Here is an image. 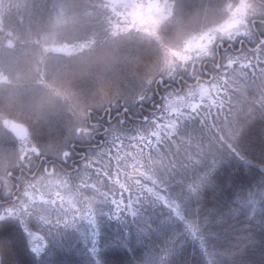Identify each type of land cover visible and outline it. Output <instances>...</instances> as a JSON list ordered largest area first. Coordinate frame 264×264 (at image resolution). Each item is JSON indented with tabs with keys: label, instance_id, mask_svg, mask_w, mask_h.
Listing matches in <instances>:
<instances>
[{
	"label": "snow or ice",
	"instance_id": "6c2138e0",
	"mask_svg": "<svg viewBox=\"0 0 264 264\" xmlns=\"http://www.w3.org/2000/svg\"><path fill=\"white\" fill-rule=\"evenodd\" d=\"M246 24L235 34L227 32L219 39L209 36L206 44L198 45L202 53L196 59L176 53L182 61L179 69L156 81L149 92L125 97L123 103L117 101L115 126L104 127L113 119L109 109L96 116L90 129L74 133L71 142L51 158L33 149L37 166L47 179L25 185L21 195L9 192L0 196V264H75L72 257L80 248L96 257L95 264H105L99 256L104 247L115 249L109 264H123L120 251L133 255V242L146 246L135 264H155L148 242L154 235L163 236V229L174 219L183 222L187 218L181 201L207 228L199 244L202 254L209 240L226 239L231 249L228 264H264V180L255 188H245L237 176L225 177L219 186L212 185L213 191H219L213 206H207L206 174H190L200 161L189 158L163 175L137 167L146 151H159L194 125L204 128L207 118L220 115L224 88L216 80L209 83L201 77L214 71L226 84L227 69L236 64L240 53L253 50L246 49V44L255 46L257 53L264 50V14ZM251 68L247 75L253 78L257 72L264 73V59L257 55ZM185 79L195 81L194 85L182 89ZM209 90L217 96H208L205 104ZM181 117L186 124L182 125ZM165 128L168 131L161 135ZM255 135L264 148V126ZM231 152L239 158L235 149ZM124 156L131 162L122 167L119 161ZM65 168L71 173L61 174ZM260 171L264 173V167ZM256 192L261 194L256 196ZM107 226L116 229L110 240L105 239ZM182 237L173 231L164 237V244L182 250L187 244Z\"/></svg>",
	"mask_w": 264,
	"mask_h": 264
},
{
	"label": "rangeland",
	"instance_id": "374dc122",
	"mask_svg": "<svg viewBox=\"0 0 264 264\" xmlns=\"http://www.w3.org/2000/svg\"><path fill=\"white\" fill-rule=\"evenodd\" d=\"M47 1L50 8L44 12L40 6L44 5L43 0H0V44H3L0 45V193L4 194L8 192L7 171L17 170L18 160L36 157L33 149L52 156L71 142L74 133L87 129L86 119L91 108L97 109L99 103L112 97L131 98L142 94L145 86H155L156 81L181 67L182 61L176 53L196 59L197 53H202L198 45L206 44L209 36L219 39L230 28L239 29L235 4L228 0L222 5L218 0ZM151 32L157 33L168 54L162 53V46ZM248 46L255 49L250 45L245 48ZM242 55L236 59L237 65L227 69L226 84L214 71L202 77L206 82L216 80L223 86L224 107L220 115L207 118L208 124L199 135L189 138L196 150L201 139L219 149L216 131L212 132L213 124L225 125L226 131L233 126L236 131L241 121L243 124L247 121L238 119L239 116L252 112L251 102L256 111L264 105V73L257 72L254 78L247 75L257 55L264 59V51L250 57L255 60L243 61ZM104 60L121 67L106 87L91 84L70 87L68 78H63L68 68L80 65L83 70H89L94 62ZM88 63L91 65L87 68ZM83 78L86 80L87 75ZM79 87L82 89L74 95ZM208 96L216 97L217 93L209 90L205 104L209 102ZM242 102L248 106L237 111ZM226 118L233 120L228 126ZM182 140H186L184 135ZM204 147L200 149L203 158L212 159ZM147 157L143 155L137 167L153 174L151 162L162 166L163 159L154 157L149 161ZM126 162H131L127 156L119 161L122 167ZM33 170L29 169L33 176L23 180L18 195L25 185L37 183L41 177L47 179L43 172L33 173ZM131 170L125 168V171Z\"/></svg>",
	"mask_w": 264,
	"mask_h": 264
},
{
	"label": "trees",
	"instance_id": "16d2710c",
	"mask_svg": "<svg viewBox=\"0 0 264 264\" xmlns=\"http://www.w3.org/2000/svg\"><path fill=\"white\" fill-rule=\"evenodd\" d=\"M221 5L226 2V0H218ZM229 3L235 4L237 17L236 21L239 26L238 31H241L246 28L247 21L252 20L253 18L259 19L261 14H264V0H228ZM157 3V2H156ZM43 6L40 5L43 11L47 12L50 8V2L47 0H43ZM135 8V7H134ZM133 8V9H134ZM155 8H158L157 6ZM131 11V10H130ZM135 11H138L136 8ZM134 12V11H133ZM239 21V23H238ZM238 31H233L230 28V32L235 34ZM202 34V33H201ZM150 35L153 36V39L158 42L162 47V53L168 54V49L162 45L161 40L156 32H151ZM3 45V44H0ZM255 50V49H254ZM264 51V50H262ZM60 54V51H53V53ZM142 52V51H141ZM73 53V52H72ZM71 53V54H72ZM62 54V52H61ZM243 54V55H242ZM256 52L254 51H246L240 53L242 55L243 61L255 60L254 55ZM65 56H68L66 53ZM141 56V55H140ZM142 59V56L140 57ZM112 61H102V62H94L93 66L88 63L87 68L91 65L89 70H83V67H79L80 65H76V68L71 67L68 68L64 74L63 78L67 77L68 85L70 87L83 85L82 87H87L89 84L90 86H102L106 87L105 85L112 82V76H114L115 72L117 71L116 75L120 72L119 70L121 67L119 65L111 63ZM113 64V65H112ZM255 64V63H253ZM112 65V66H111ZM237 65V64H235ZM74 68V69H73ZM247 71L250 69L247 68ZM69 72H72V77H70ZM84 74L87 75V79L84 80ZM70 78V81H69ZM209 81V79L207 80ZM210 81L209 83H211ZM195 83L192 82L190 85H186L184 89L193 86ZM184 86V85H183ZM182 86V89H183ZM79 87L77 89V93L75 91L74 95H77L79 91L82 89ZM155 86H145L144 92H149L151 88ZM72 89V88H70ZM126 95V94H125ZM127 96V95H126ZM125 98V97H124ZM119 101L120 103L124 102L123 97H112L109 101L99 103L97 109L91 108L88 113V118L86 119L87 129H90L92 124L96 123V116L101 115L103 116L106 110L111 109V114L113 119L106 123L104 127H112L115 126L117 123L116 119V112H115V105ZM159 103V99L157 100ZM232 104V100L230 102ZM251 110L252 112L247 113V115L239 116L238 119H245L247 120L245 124L241 121L239 126L234 130L233 126L226 131L225 125L220 124H213L215 126L212 132L216 131V135L218 136L219 141V149H216V145L211 143H207L206 140H199V149L196 150L190 145L189 138L199 135L200 132L205 128H201L199 124L193 126V128L188 132L183 134L186 137V140H182V136L177 138L175 142L169 143L165 146H162L159 151H153L148 153L147 151L144 153V156L147 157L149 161H152L154 157L162 158L163 164L162 166L159 164L151 162L154 164L152 170L154 171L153 174L156 175H163L167 171L175 169L178 167L182 162L191 158L192 161H200V165L197 167L195 173H190L191 175H204L203 179V186L206 192V203L207 206H213V202L218 195V188L216 191H213L212 185L215 184L219 186L222 180L225 177L229 176H237L241 181H243V187L247 188L249 186L255 188L257 187L262 180H264V173L260 171L262 167H264V148H261L259 141L256 138V131L264 126V105L262 109L255 110L254 102H251ZM234 105V104H233ZM244 102L240 103L237 106L238 109L245 108ZM187 110V109H186ZM249 110V109H248ZM204 111V110H203ZM78 114V111H77ZM79 115V114H78ZM107 120V117H105ZM182 125L186 124L187 120L184 117H181ZM225 120L226 126L232 123L231 118H226ZM234 119V118H233ZM185 121V122H183ZM208 124V122H207ZM242 124V125H241ZM233 128V129H232ZM201 129V130H200ZM219 130V131H218ZM168 131L165 129H161V135H165ZM206 144V145H205ZM205 146V147H204ZM204 147V152H208L212 155V159H205L203 158V153L201 148ZM235 149L236 152L239 153V158L237 156L232 155L231 150ZM215 150V151H214ZM46 152V151H44ZM49 158L51 155L47 152ZM150 156V158H149ZM20 162H16L19 164L18 169L28 171L29 169H34L33 173L35 172H42L41 168L37 166L36 157H33L29 160L27 159H20ZM115 160L112 162V167L115 165ZM215 163L216 167L213 169V164ZM17 169V170H18ZM12 171V170H11ZM8 172V171H7ZM71 173L70 168H65L62 174H69ZM3 174V173H1ZM29 175V176H28ZM26 176V177H25ZM22 177V180L19 184H23L24 179H31L33 176L32 172L30 171L29 174ZM7 180V179H5ZM11 186V182L9 180L6 181V188ZM23 187V186H22ZM11 190V189H10ZM20 190V189H19ZM16 192V195L19 194ZM9 191V190H8ZM261 193L256 192V196H259ZM181 211L187 217L183 222L179 220H173L168 226L163 229V236H153L152 240L148 242L151 245V251L153 254V259L155 264H228V260L226 257L228 256L229 252L231 251L230 245L228 240L226 239H211L207 242L205 249L203 250V254L201 249L199 248V244L203 241L204 237L207 233V228L204 227L203 222H198L194 216H192L186 209L181 201ZM191 224L192 228H189L188 225ZM195 229V232H193ZM180 232L183 234V239L187 241V244L184 246L182 250L178 248H174L171 245L165 246L164 244V237L167 236L171 232ZM116 234V229L114 226H107L105 228V239L110 240ZM133 247L136 248V251L133 255H127L122 250L120 251V259L123 261V264H135V261L142 257L145 253L146 246L141 245L137 246L135 242H133ZM193 249H196L195 254H193ZM115 249L104 247L101 248L99 251V256L105 262V264H109L111 259L113 258V253ZM75 261V264H95V259L90 251L80 248L76 255L72 257Z\"/></svg>",
	"mask_w": 264,
	"mask_h": 264
},
{
	"label": "flooded vegetation",
	"instance_id": "af4514ba",
	"mask_svg": "<svg viewBox=\"0 0 264 264\" xmlns=\"http://www.w3.org/2000/svg\"><path fill=\"white\" fill-rule=\"evenodd\" d=\"M208 76H210V75L208 74ZM201 79H203V78L201 77ZM207 79H209V77ZM27 174H29L28 171H24V170H20V169H18L17 171L16 170H12V171L7 172L6 176L8 177L9 182H11V186H10L11 190H10V192L13 195H16V192H18V190L20 188L19 182L22 180V177L27 175ZM3 195H4V193L1 192L0 196H3Z\"/></svg>",
	"mask_w": 264,
	"mask_h": 264
}]
</instances>
